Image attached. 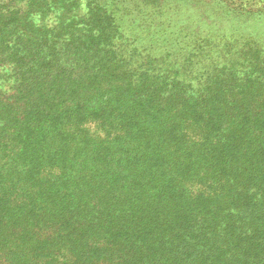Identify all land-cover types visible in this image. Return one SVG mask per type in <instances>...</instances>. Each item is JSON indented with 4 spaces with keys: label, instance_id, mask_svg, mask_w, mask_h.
<instances>
[{
    "label": "trees",
    "instance_id": "1",
    "mask_svg": "<svg viewBox=\"0 0 264 264\" xmlns=\"http://www.w3.org/2000/svg\"><path fill=\"white\" fill-rule=\"evenodd\" d=\"M0 264H264V0H0Z\"/></svg>",
    "mask_w": 264,
    "mask_h": 264
},
{
    "label": "rangeland",
    "instance_id": "2",
    "mask_svg": "<svg viewBox=\"0 0 264 264\" xmlns=\"http://www.w3.org/2000/svg\"><path fill=\"white\" fill-rule=\"evenodd\" d=\"M229 26L232 27V25H230V24H229ZM247 26H248V23L245 24V23L242 22L241 25H237V26H235V28L238 27V29H240V28L241 29H246ZM256 29H257V27H255V26H249L246 31H251V30L254 31Z\"/></svg>",
    "mask_w": 264,
    "mask_h": 264
}]
</instances>
